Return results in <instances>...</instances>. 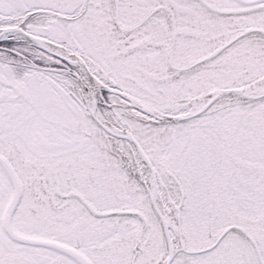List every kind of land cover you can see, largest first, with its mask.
I'll return each mask as SVG.
<instances>
[{
    "label": "snow or ice",
    "instance_id": "6c2138e0",
    "mask_svg": "<svg viewBox=\"0 0 264 264\" xmlns=\"http://www.w3.org/2000/svg\"><path fill=\"white\" fill-rule=\"evenodd\" d=\"M0 264H264V0H0Z\"/></svg>",
    "mask_w": 264,
    "mask_h": 264
}]
</instances>
